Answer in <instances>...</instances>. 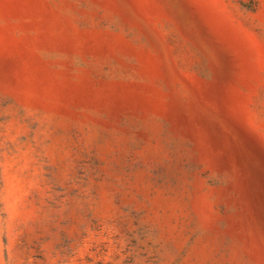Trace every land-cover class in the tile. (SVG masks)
Masks as SVG:
<instances>
[{"label": "rangeland", "instance_id": "rangeland-1", "mask_svg": "<svg viewBox=\"0 0 264 264\" xmlns=\"http://www.w3.org/2000/svg\"><path fill=\"white\" fill-rule=\"evenodd\" d=\"M0 264H264V0H0Z\"/></svg>", "mask_w": 264, "mask_h": 264}]
</instances>
